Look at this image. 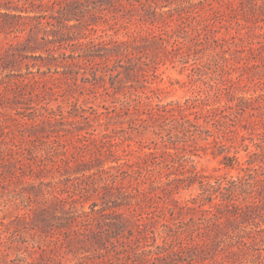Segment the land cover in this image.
Wrapping results in <instances>:
<instances>
[{
	"label": "rangeland",
	"instance_id": "rangeland-1",
	"mask_svg": "<svg viewBox=\"0 0 264 264\" xmlns=\"http://www.w3.org/2000/svg\"><path fill=\"white\" fill-rule=\"evenodd\" d=\"M0 264H264V0H0Z\"/></svg>",
	"mask_w": 264,
	"mask_h": 264
}]
</instances>
